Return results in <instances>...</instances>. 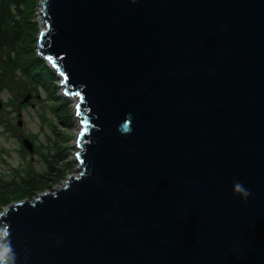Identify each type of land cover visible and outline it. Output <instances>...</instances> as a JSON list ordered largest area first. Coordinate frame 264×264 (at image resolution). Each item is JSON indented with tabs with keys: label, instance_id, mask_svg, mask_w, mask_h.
<instances>
[{
	"label": "water",
	"instance_id": "95a60500",
	"mask_svg": "<svg viewBox=\"0 0 264 264\" xmlns=\"http://www.w3.org/2000/svg\"><path fill=\"white\" fill-rule=\"evenodd\" d=\"M39 8L77 166L0 212L16 264H264V0Z\"/></svg>",
	"mask_w": 264,
	"mask_h": 264
},
{
	"label": "rangeland",
	"instance_id": "374dc122",
	"mask_svg": "<svg viewBox=\"0 0 264 264\" xmlns=\"http://www.w3.org/2000/svg\"><path fill=\"white\" fill-rule=\"evenodd\" d=\"M39 2L24 0L19 15L23 28L17 65L29 74V78L15 70L16 81L11 85L3 80L0 86V184L20 181L22 177L27 179L32 173L45 175L48 183L37 193L53 191L69 174H76L74 143L79 130V118L74 114L75 99L62 94L60 78L36 52L41 27ZM2 53L0 51V68L6 58ZM50 74L56 77L52 81L48 79ZM35 76L42 77L43 83L33 85L31 80ZM7 88H12V91ZM19 88L23 96L19 94ZM29 95L27 101H24ZM32 134L35 135L34 150L30 152L25 148L23 140L30 139ZM36 147H40V150ZM54 178L57 182L53 181ZM5 193L0 192V201ZM22 198V192L19 191L9 201ZM4 207L0 204V212Z\"/></svg>",
	"mask_w": 264,
	"mask_h": 264
},
{
	"label": "trees",
	"instance_id": "16d2710c",
	"mask_svg": "<svg viewBox=\"0 0 264 264\" xmlns=\"http://www.w3.org/2000/svg\"><path fill=\"white\" fill-rule=\"evenodd\" d=\"M23 4L24 0H0V51L3 52V57H6L5 62L2 64V68H0V86L3 80H6L11 85L16 81L15 70L19 73L23 72L24 76L29 78V74L22 69L21 66L17 65V60L20 55L19 45L22 43L23 28V23L19 15L22 13L21 6ZM55 78L54 74L48 76L50 80H54ZM41 82L43 83V78L40 76H35V78L31 80V83L35 86L40 85ZM7 89L12 91V88ZM19 94L23 96L21 90ZM34 136L33 134L32 136L30 135L32 141H34ZM36 149L40 150V147H36ZM32 174L28 175L27 179L26 177H22L20 181L13 180L4 185L0 184V192H7L5 193V197L3 195L4 198L0 201V204L7 206L10 203L9 199L18 194L19 191L22 192L23 198H32L42 186L48 183V180L44 178L45 175ZM40 176L42 177L39 178ZM53 181L57 182L56 178H54ZM0 226L2 225L0 224Z\"/></svg>",
	"mask_w": 264,
	"mask_h": 264
},
{
	"label": "clouds",
	"instance_id": "9594fccd",
	"mask_svg": "<svg viewBox=\"0 0 264 264\" xmlns=\"http://www.w3.org/2000/svg\"><path fill=\"white\" fill-rule=\"evenodd\" d=\"M234 194L240 195L243 199L250 196L247 190L240 182L233 184ZM17 254L10 239V231L7 225L0 226V264H16Z\"/></svg>",
	"mask_w": 264,
	"mask_h": 264
},
{
	"label": "bare ground",
	"instance_id": "6f19581e",
	"mask_svg": "<svg viewBox=\"0 0 264 264\" xmlns=\"http://www.w3.org/2000/svg\"><path fill=\"white\" fill-rule=\"evenodd\" d=\"M62 87V86H61ZM64 95V94H63ZM70 98V97H69ZM74 98V97H73ZM72 99V98H71ZM75 99V98H74Z\"/></svg>",
	"mask_w": 264,
	"mask_h": 264
}]
</instances>
